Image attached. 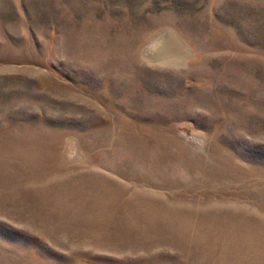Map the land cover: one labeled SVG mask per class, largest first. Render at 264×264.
I'll return each instance as SVG.
<instances>
[{
    "label": "rangeland",
    "instance_id": "374dc122",
    "mask_svg": "<svg viewBox=\"0 0 264 264\" xmlns=\"http://www.w3.org/2000/svg\"><path fill=\"white\" fill-rule=\"evenodd\" d=\"M0 264H264V0H0Z\"/></svg>",
    "mask_w": 264,
    "mask_h": 264
}]
</instances>
